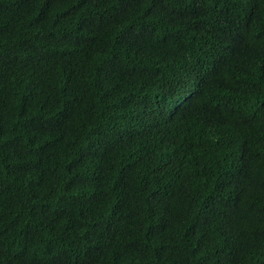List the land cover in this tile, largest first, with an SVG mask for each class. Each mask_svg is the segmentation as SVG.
<instances>
[{"label":"trees","instance_id":"obj_1","mask_svg":"<svg viewBox=\"0 0 264 264\" xmlns=\"http://www.w3.org/2000/svg\"><path fill=\"white\" fill-rule=\"evenodd\" d=\"M0 264H264V0H0Z\"/></svg>","mask_w":264,"mask_h":264}]
</instances>
